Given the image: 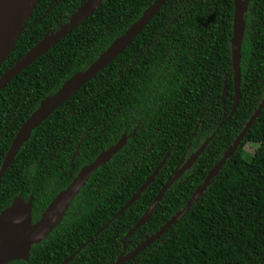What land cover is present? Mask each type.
<instances>
[{
	"label": "trees",
	"instance_id": "obj_1",
	"mask_svg": "<svg viewBox=\"0 0 264 264\" xmlns=\"http://www.w3.org/2000/svg\"><path fill=\"white\" fill-rule=\"evenodd\" d=\"M85 1L40 0L0 76ZM155 1L105 0L0 90V170L40 103L88 69ZM246 1L241 98L233 114L234 0H166L121 54L32 131L0 179V213L16 197L32 199L34 225L84 167L123 136L127 141L92 174L49 236L32 245L29 258L7 264H62L74 255L68 264L116 262L123 239L165 183L212 137L151 219L126 239L124 254L185 208L264 99V0ZM167 155L140 198L113 219ZM124 264H264V107L190 210Z\"/></svg>",
	"mask_w": 264,
	"mask_h": 264
},
{
	"label": "water",
	"instance_id": "obj_2",
	"mask_svg": "<svg viewBox=\"0 0 264 264\" xmlns=\"http://www.w3.org/2000/svg\"><path fill=\"white\" fill-rule=\"evenodd\" d=\"M40 0H0V69L6 58L16 45L22 31L30 20L35 8ZM105 0H86L70 16L68 22L59 27L56 31H50L31 49L25 56L16 62L10 69L0 76V90H2L12 79L19 75L24 69L30 66L39 57L64 39L74 29L78 28L87 18L93 15L100 8ZM166 0L155 1L140 19L132 27L114 42L101 54V56L85 71L78 72L68 79L55 94L48 96L41 103L38 109L26 119L15 134L9 150L4 158L0 179L12 164L20 148L26 143L33 130L38 128L55 110L66 103L71 96L80 90L87 82L91 81L99 72L107 67L119 54H121L146 27L150 20L156 15ZM247 6L246 0H234L233 17V35L231 38V56L234 79V104L232 114L235 112L241 98V45L245 31L244 10ZM264 107V99L259 105L245 128L236 138L234 144L225 152L223 158L209 171L204 182L195 190L185 208L178 212L169 220L158 232L147 238L136 249L128 254L125 253V241L131 237L138 229L145 225L152 217L155 209L162 200L166 191L195 163L197 158L206 149L212 137L208 138L202 146L187 160V162L178 168L169 180L162 187L150 207L133 226L123 239L124 252L112 264H124L132 260L141 251L150 246L155 240L167 232L179 219L183 217L191 206L201 197L210 184V181L218 174L221 167L236 152L244 136L247 134L252 124ZM231 114V115H232ZM214 135V134H213ZM127 137L123 136L121 140L107 152L102 153L92 164L84 167L73 179L71 184L50 203L47 210L42 215L37 224H33V200L25 202L20 197H16L12 205L0 213V264H7L11 260H27L30 255L32 245L46 239L53 229L60 223L61 219L67 213L70 205L86 185L92 174L104 163L108 162L117 152L126 144ZM168 155L162 160L154 172L147 178L137 192L128 200V202L113 217L120 216L131 205H133L141 194L149 187L166 163ZM112 221V220H111ZM110 221V222H111ZM109 222V223H110ZM108 223V224H109ZM106 224L100 232L108 226ZM75 256V255H74ZM66 259L62 264H68L74 257Z\"/></svg>",
	"mask_w": 264,
	"mask_h": 264
},
{
	"label": "flooded vegetation",
	"instance_id": "obj_3",
	"mask_svg": "<svg viewBox=\"0 0 264 264\" xmlns=\"http://www.w3.org/2000/svg\"><path fill=\"white\" fill-rule=\"evenodd\" d=\"M61 1H63V0H59V2H61ZM58 4V3H57Z\"/></svg>",
	"mask_w": 264,
	"mask_h": 264
}]
</instances>
